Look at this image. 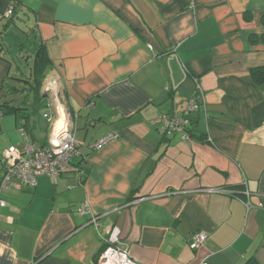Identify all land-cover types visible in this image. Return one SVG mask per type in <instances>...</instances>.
Here are the masks:
<instances>
[{
    "label": "crops",
    "instance_id": "0c3cea01",
    "mask_svg": "<svg viewBox=\"0 0 264 264\" xmlns=\"http://www.w3.org/2000/svg\"><path fill=\"white\" fill-rule=\"evenodd\" d=\"M25 34L45 47L79 148L56 182L0 188V264H99L108 227L138 264H264V79L251 76L264 0H0V102ZM194 93L203 105L186 115ZM41 101L28 135L46 145ZM26 113L0 111V178ZM160 114L187 116L188 137L151 124ZM196 231L207 239L191 249Z\"/></svg>",
    "mask_w": 264,
    "mask_h": 264
},
{
    "label": "built area",
    "instance_id": "2783aa9c",
    "mask_svg": "<svg viewBox=\"0 0 264 264\" xmlns=\"http://www.w3.org/2000/svg\"><path fill=\"white\" fill-rule=\"evenodd\" d=\"M19 2L21 0H13ZM13 11L10 6L4 16L9 18ZM151 49V46H149ZM45 88L48 91L46 96V110L42 117L50 124L48 142L46 145H40L29 139L25 120L20 119L18 122V130L23 135L21 147L15 145L8 146L1 158L2 175L0 178V188L22 186L34 188L37 184V178L41 175H47L53 182L68 170L72 164V158L78 155L79 143L75 137V127L71 112L64 103L60 91L57 86H49ZM202 97L199 93H194L189 101V112H196L202 107ZM151 124L159 125L164 128V132L172 134L178 132L183 138L188 137L189 118L184 115L160 114L155 117ZM109 135L99 139L93 147L98 148L103 142L110 137ZM0 205H4V201L0 199ZM77 212L81 215L91 214L86 203H82L77 207ZM94 215H91V223L96 225ZM207 236L204 232L196 231L191 235L189 246L191 249L199 248L206 241ZM105 248L100 256L99 264L108 261L111 257H115V264H138L133 261L124 244L120 240L119 231L116 227H108L106 236L104 237ZM200 264H206L205 260Z\"/></svg>",
    "mask_w": 264,
    "mask_h": 264
},
{
    "label": "trees",
    "instance_id": "16d2710c",
    "mask_svg": "<svg viewBox=\"0 0 264 264\" xmlns=\"http://www.w3.org/2000/svg\"><path fill=\"white\" fill-rule=\"evenodd\" d=\"M15 16L14 11H12L10 17L7 19L8 24L15 23ZM8 38L10 39V37ZM27 38L25 34L23 42L19 44L12 42L10 43V48L7 49L8 62L13 61L17 63V66L16 72L13 68L11 75H8V79L4 82L6 88L3 93H8L6 99L0 102V111L2 114L11 115H19L22 111H27L26 115H20L21 119L25 120V127L28 134L27 118L29 114L32 115L35 111L38 114L39 110L42 108L41 100H43V93L41 94L39 90L47 71L51 68V61L42 44L35 43L34 46H26ZM251 76L256 82L260 83L264 79V68L253 69L251 71ZM15 81H17L19 85H16L14 83ZM30 92H34V98L36 99L33 103L28 104L26 101L28 93ZM43 112H41V116ZM103 250L104 248L101 251ZM243 264L258 263L253 258H249Z\"/></svg>",
    "mask_w": 264,
    "mask_h": 264
},
{
    "label": "rangeland",
    "instance_id": "374dc122",
    "mask_svg": "<svg viewBox=\"0 0 264 264\" xmlns=\"http://www.w3.org/2000/svg\"><path fill=\"white\" fill-rule=\"evenodd\" d=\"M16 66H17V63L14 62L12 68L15 69V72H16ZM53 82H56V85H58V82L56 81V79L54 78L53 75H47L46 74L44 80L42 81V85H41V87H42L41 88V90H42L41 92L43 93V96H45V97L48 96V91H46L45 88L47 87V85H49V86L54 85ZM25 85H27V84H25ZM35 99L36 98H34V92H30V93H28V98H27V101L26 102H28V104L29 103H33L35 101ZM38 133H39V135L42 136L43 134H45V131H41V132H38ZM21 136H22V138H24L22 134H21Z\"/></svg>",
    "mask_w": 264,
    "mask_h": 264
},
{
    "label": "bare ground",
    "instance_id": "6f19581e",
    "mask_svg": "<svg viewBox=\"0 0 264 264\" xmlns=\"http://www.w3.org/2000/svg\"><path fill=\"white\" fill-rule=\"evenodd\" d=\"M115 257H111L108 261H104L103 264H115Z\"/></svg>",
    "mask_w": 264,
    "mask_h": 264
}]
</instances>
